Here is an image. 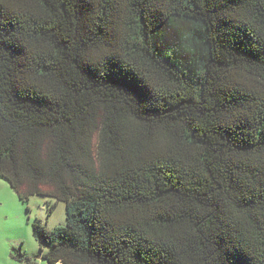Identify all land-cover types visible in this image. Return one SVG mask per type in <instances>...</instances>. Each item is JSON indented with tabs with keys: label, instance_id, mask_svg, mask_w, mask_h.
<instances>
[{
	"label": "trees",
	"instance_id": "1",
	"mask_svg": "<svg viewBox=\"0 0 264 264\" xmlns=\"http://www.w3.org/2000/svg\"><path fill=\"white\" fill-rule=\"evenodd\" d=\"M0 178L46 264H264V0H0Z\"/></svg>",
	"mask_w": 264,
	"mask_h": 264
},
{
	"label": "rangeland",
	"instance_id": "2",
	"mask_svg": "<svg viewBox=\"0 0 264 264\" xmlns=\"http://www.w3.org/2000/svg\"><path fill=\"white\" fill-rule=\"evenodd\" d=\"M27 208L29 210H27ZM38 219L48 229L66 224L65 204L57 203L49 213L42 197H32L29 203H21L9 184L0 178V264H15L12 249L21 248L38 264H46L40 258L46 252L32 234L31 223Z\"/></svg>",
	"mask_w": 264,
	"mask_h": 264
},
{
	"label": "crops",
	"instance_id": "3",
	"mask_svg": "<svg viewBox=\"0 0 264 264\" xmlns=\"http://www.w3.org/2000/svg\"><path fill=\"white\" fill-rule=\"evenodd\" d=\"M58 264H60V263H58Z\"/></svg>",
	"mask_w": 264,
	"mask_h": 264
}]
</instances>
